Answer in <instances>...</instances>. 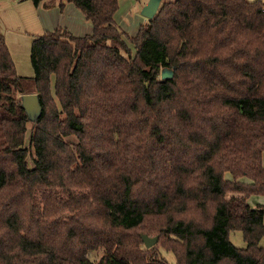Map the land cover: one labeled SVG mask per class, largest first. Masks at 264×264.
<instances>
[{"label": "trees", "instance_id": "1", "mask_svg": "<svg viewBox=\"0 0 264 264\" xmlns=\"http://www.w3.org/2000/svg\"><path fill=\"white\" fill-rule=\"evenodd\" d=\"M31 1L91 30L35 36L31 77L0 33V264H264V2L163 0L128 37L120 0Z\"/></svg>", "mask_w": 264, "mask_h": 264}, {"label": "rangeland", "instance_id": "2", "mask_svg": "<svg viewBox=\"0 0 264 264\" xmlns=\"http://www.w3.org/2000/svg\"><path fill=\"white\" fill-rule=\"evenodd\" d=\"M261 1L264 2V0ZM55 2V6L46 9L43 8V4L35 6L31 0H0V33L4 37L16 73L22 77H31L33 75L30 49L35 36L58 26L67 28L75 35H84L90 32V21L85 20V18H79L82 12L73 3H66L61 9L59 2ZM147 2L148 0L119 1L114 19L120 30L128 37L136 35L140 25L146 22L147 19L141 12ZM127 44L133 53L132 43L127 40ZM51 88L53 90V78ZM30 130L31 127L28 126L26 135H28ZM30 164L32 165L31 160ZM252 197L254 196L248 198V203L251 205H253ZM259 197L264 200L263 196ZM54 200L58 202L57 208L53 205ZM50 206L54 214L63 215L64 217L69 216L74 210L72 205L66 202V196L53 195V199H50ZM229 240L239 248L246 245L240 231H231ZM260 245L264 246V237L260 240ZM161 252L170 264H177L172 252L164 249H161ZM93 256L98 258L100 253Z\"/></svg>", "mask_w": 264, "mask_h": 264}, {"label": "water", "instance_id": "3", "mask_svg": "<svg viewBox=\"0 0 264 264\" xmlns=\"http://www.w3.org/2000/svg\"><path fill=\"white\" fill-rule=\"evenodd\" d=\"M161 0H148L142 9V15L146 18H152L157 12ZM174 69L164 67L161 70V78L169 79L173 76ZM21 105L24 108L30 121H35L41 113V105L38 96L35 93H25L21 96ZM141 239L146 248L157 243L158 236H149L145 233L141 234Z\"/></svg>", "mask_w": 264, "mask_h": 264}, {"label": "crops", "instance_id": "4", "mask_svg": "<svg viewBox=\"0 0 264 264\" xmlns=\"http://www.w3.org/2000/svg\"><path fill=\"white\" fill-rule=\"evenodd\" d=\"M41 4H43V3H41ZM55 4H56V2L51 6V7H49V8H52L53 6H55ZM40 5V4H39ZM38 5V6H39ZM43 8H46L44 5H43ZM46 9H48V8H46ZM80 17L79 18H85L84 17V15L81 13L80 15H79ZM86 20V19H85ZM88 21V20H87ZM90 25H91V23H90ZM90 30H91V26H90ZM262 162H263V164H264V152H263V154H262ZM264 197V196H263ZM252 200H253V205H251L252 207H255V206H257V205H263L264 204V200H262L259 196H254V197H252L251 198Z\"/></svg>", "mask_w": 264, "mask_h": 264}]
</instances>
